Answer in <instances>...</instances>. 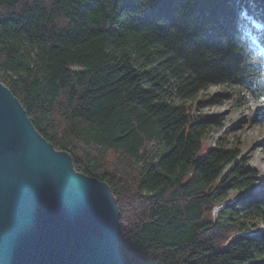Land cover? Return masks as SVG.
<instances>
[{"label":"trees","instance_id":"obj_1","mask_svg":"<svg viewBox=\"0 0 264 264\" xmlns=\"http://www.w3.org/2000/svg\"><path fill=\"white\" fill-rule=\"evenodd\" d=\"M0 80L111 186L126 264H264L259 171L226 138L206 146L225 125L188 103L221 84L264 103V0H0Z\"/></svg>","mask_w":264,"mask_h":264},{"label":"water","instance_id":"obj_2","mask_svg":"<svg viewBox=\"0 0 264 264\" xmlns=\"http://www.w3.org/2000/svg\"><path fill=\"white\" fill-rule=\"evenodd\" d=\"M111 186L77 171L0 80V264H126Z\"/></svg>","mask_w":264,"mask_h":264},{"label":"rangeland","instance_id":"obj_3","mask_svg":"<svg viewBox=\"0 0 264 264\" xmlns=\"http://www.w3.org/2000/svg\"><path fill=\"white\" fill-rule=\"evenodd\" d=\"M213 96H216L218 100L210 103ZM188 103H192L195 106L194 109L197 108V113L204 111L212 114L225 125L222 129L211 130L205 141L206 146L215 145L216 139L222 137L228 140L229 146L241 149L242 156L249 157L251 166L259 171L255 190H264V103L245 95L238 86L232 84L211 86L200 92L197 99L189 100ZM149 148L155 149L153 145ZM120 157L119 153L110 151L107 156L108 168L123 167L124 161ZM241 195L239 190H231L229 202H233ZM120 206L124 215V223L128 226L141 208L140 200L134 192H131L120 197ZM221 207L222 205L216 207V210ZM251 234L252 236H264L263 220H260L259 229Z\"/></svg>","mask_w":264,"mask_h":264},{"label":"bare ground","instance_id":"obj_4","mask_svg":"<svg viewBox=\"0 0 264 264\" xmlns=\"http://www.w3.org/2000/svg\"><path fill=\"white\" fill-rule=\"evenodd\" d=\"M219 210V209H218ZM260 232V231H259Z\"/></svg>","mask_w":264,"mask_h":264}]
</instances>
